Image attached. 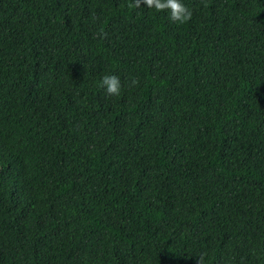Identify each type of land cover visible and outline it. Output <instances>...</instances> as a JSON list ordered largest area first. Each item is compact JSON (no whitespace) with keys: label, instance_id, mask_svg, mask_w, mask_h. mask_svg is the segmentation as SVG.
I'll return each instance as SVG.
<instances>
[{"label":"trees","instance_id":"obj_1","mask_svg":"<svg viewBox=\"0 0 264 264\" xmlns=\"http://www.w3.org/2000/svg\"><path fill=\"white\" fill-rule=\"evenodd\" d=\"M184 3L0 0V264H264V0Z\"/></svg>","mask_w":264,"mask_h":264},{"label":"clouds","instance_id":"obj_2","mask_svg":"<svg viewBox=\"0 0 264 264\" xmlns=\"http://www.w3.org/2000/svg\"><path fill=\"white\" fill-rule=\"evenodd\" d=\"M135 7H143L155 12H165L167 18L172 23L182 24L188 21L191 16V10L186 6L184 0H132ZM136 78L129 80V86H135ZM98 86L111 97L118 96L121 92V81L116 74H105L100 76ZM196 264H203V257L197 256Z\"/></svg>","mask_w":264,"mask_h":264}]
</instances>
